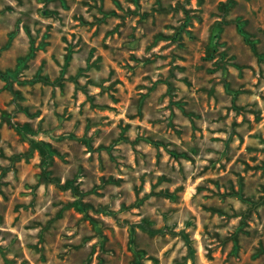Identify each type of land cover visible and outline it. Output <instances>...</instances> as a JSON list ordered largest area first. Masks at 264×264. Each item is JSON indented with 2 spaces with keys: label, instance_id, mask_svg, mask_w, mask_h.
<instances>
[{
  "label": "rangeland",
  "instance_id": "374dc122",
  "mask_svg": "<svg viewBox=\"0 0 264 264\" xmlns=\"http://www.w3.org/2000/svg\"><path fill=\"white\" fill-rule=\"evenodd\" d=\"M0 264H264V0H0Z\"/></svg>",
  "mask_w": 264,
  "mask_h": 264
}]
</instances>
